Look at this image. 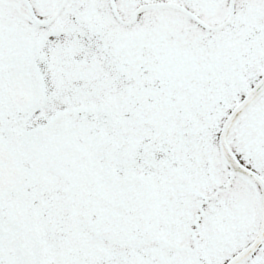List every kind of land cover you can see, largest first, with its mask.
<instances>
[{"label":"snow or ice","instance_id":"obj_1","mask_svg":"<svg viewBox=\"0 0 264 264\" xmlns=\"http://www.w3.org/2000/svg\"><path fill=\"white\" fill-rule=\"evenodd\" d=\"M0 264H264V0H0Z\"/></svg>","mask_w":264,"mask_h":264}]
</instances>
